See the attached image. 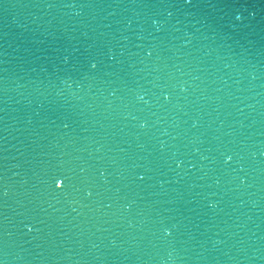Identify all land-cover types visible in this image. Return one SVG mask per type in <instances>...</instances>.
Returning <instances> with one entry per match:
<instances>
[{
  "label": "water",
  "instance_id": "1",
  "mask_svg": "<svg viewBox=\"0 0 264 264\" xmlns=\"http://www.w3.org/2000/svg\"><path fill=\"white\" fill-rule=\"evenodd\" d=\"M0 264H264V0H0Z\"/></svg>",
  "mask_w": 264,
  "mask_h": 264
},
{
  "label": "clouds",
  "instance_id": "2",
  "mask_svg": "<svg viewBox=\"0 0 264 264\" xmlns=\"http://www.w3.org/2000/svg\"><path fill=\"white\" fill-rule=\"evenodd\" d=\"M60 186H61V182H58V183H57V187H60Z\"/></svg>",
  "mask_w": 264,
  "mask_h": 264
}]
</instances>
